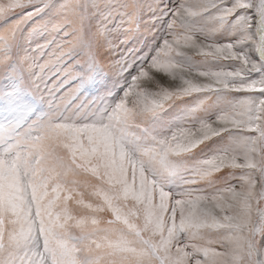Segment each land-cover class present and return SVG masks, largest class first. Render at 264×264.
Returning a JSON list of instances; mask_svg holds the SVG:
<instances>
[{
    "label": "snow or ice",
    "instance_id": "snow-or-ice-1",
    "mask_svg": "<svg viewBox=\"0 0 264 264\" xmlns=\"http://www.w3.org/2000/svg\"><path fill=\"white\" fill-rule=\"evenodd\" d=\"M112 4L0 0V264H264V0H159L145 53L106 39L144 5Z\"/></svg>",
    "mask_w": 264,
    "mask_h": 264
},
{
    "label": "rangeland",
    "instance_id": "rangeland-1",
    "mask_svg": "<svg viewBox=\"0 0 264 264\" xmlns=\"http://www.w3.org/2000/svg\"><path fill=\"white\" fill-rule=\"evenodd\" d=\"M144 5L139 13L136 21V28L133 31H126L125 28L118 27L119 18L113 19V22L108 26L109 31L107 32V41L113 44H120V41H125L120 47L133 48L138 50L139 53L148 52L149 49H153L159 45V42L164 35L165 29L167 27V22L162 18H159V14L155 9V4L159 0H140ZM98 5L97 9H90V11H95V15L92 17V22L98 21L102 15H106L108 12L115 7L114 4L105 6V0H96ZM164 3L173 6L175 0H164ZM35 40L28 41L26 43L22 42V46L28 47L29 45L34 46ZM55 79V78H54ZM15 84V81L11 77L4 78L0 81V88H8ZM116 87L115 77L104 71H97L93 79L83 87L81 95L85 96L89 100H97L107 94V92L112 91ZM193 98H186V100H191ZM215 99V98H213ZM211 103V101H209ZM185 101H177L172 108L168 109L167 112L162 114L158 119L151 122L152 127L156 130H162L169 126V124L177 118L183 110ZM219 141V138H216ZM218 143L212 141L208 142V147L201 146L203 152L197 150V152L188 157L189 161H197L206 158V154H210L215 147H218ZM231 170H223L220 173L214 174L213 180L217 186H222L224 183L234 182L231 180L230 176Z\"/></svg>",
    "mask_w": 264,
    "mask_h": 264
}]
</instances>
